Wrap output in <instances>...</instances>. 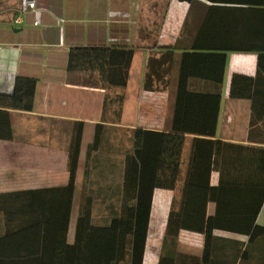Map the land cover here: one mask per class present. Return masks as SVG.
<instances>
[{
	"label": "crops",
	"instance_id": "1",
	"mask_svg": "<svg viewBox=\"0 0 264 264\" xmlns=\"http://www.w3.org/2000/svg\"><path fill=\"white\" fill-rule=\"evenodd\" d=\"M37 3V10L23 13L21 0H0V93H13L19 76L36 79L32 110L0 109V264H132L131 249L117 244L135 241L126 172L136 148L147 153L146 178L176 179L173 187L153 191L143 264H159L171 213L185 195L204 199L219 185L226 144L264 147V53H257L264 52V0ZM97 46L134 50L127 87L106 88L99 70H68L78 47ZM235 74L249 77L247 86L242 78L235 84L249 95L231 96ZM80 125L63 238L67 194L52 188L69 182ZM147 130L185 131L176 174V147L165 142L163 149V137ZM204 209L195 205L197 212ZM84 210L91 221L80 226ZM215 212L209 201L207 217ZM256 224L264 227V203ZM177 243L182 253L204 255V233L181 229ZM210 258L264 264V233L251 239L216 229Z\"/></svg>",
	"mask_w": 264,
	"mask_h": 264
},
{
	"label": "trees",
	"instance_id": "2",
	"mask_svg": "<svg viewBox=\"0 0 264 264\" xmlns=\"http://www.w3.org/2000/svg\"><path fill=\"white\" fill-rule=\"evenodd\" d=\"M257 53L261 55L264 52ZM133 56L134 50L132 48L103 46L78 47L70 56L68 70H99L106 88H125L129 82ZM262 69L264 70V67ZM241 78L244 80V86L249 80L247 76L235 74L232 79V97L237 98L241 95H249L244 94V91L239 92L235 90V84ZM35 89V78L17 77L13 93H0L1 111L8 113L11 109L32 110ZM181 91L183 90L180 88L179 93ZM123 100V95H118L115 98V101L120 106ZM253 108L255 109V102L253 103ZM178 117V115L175 116L174 122L177 121ZM175 126L177 127V122ZM176 131L179 132L169 134L165 132L146 131L153 135L156 134V137H163V149L165 148V142H172L173 146L176 147L177 162L175 164V170H173L175 174L180 167L185 137V131ZM208 133H214V130ZM253 134V130L250 131V139H255ZM82 135L83 129L80 125L75 131L72 142L69 161L70 179L68 184L52 188V190H63L67 194L66 209L62 216V220L64 221L62 227L63 238H66L68 233ZM261 135H264V132ZM260 139L262 140L264 138ZM98 143L99 129L97 130L96 140L93 146L96 147ZM226 145L227 155L222 160L224 162H221L220 165L221 176L219 185L209 187V195L207 194L204 199L200 197L197 200V194L185 195L181 201L179 211H173L171 213L159 264H224L217 263L210 258V247L214 230L221 229L233 233L246 234L250 235L251 239L264 233V227L256 224L257 215L264 203V147L232 143H227ZM128 160L129 168L126 172L128 188L126 192L129 193L127 195L128 199H131L134 203L129 214L134 215V218H136L135 241L131 244L119 242L117 246L119 249H131L132 264H143L154 188L156 186L171 188L174 186L176 179L175 177L172 180H149L146 178L144 175V167L145 165L147 166L145 161L148 159L147 153L145 154L141 148H136L135 156L129 157ZM131 188L137 189V193H134L132 190L129 191ZM209 201L216 203V212L215 215L207 217L206 209ZM196 204L203 206L205 208L204 211L197 212L195 210ZM90 217V210L82 211L79 216L80 226L86 222H90ZM181 229L199 231L205 234L203 257L178 251L177 240Z\"/></svg>",
	"mask_w": 264,
	"mask_h": 264
},
{
	"label": "built area",
	"instance_id": "3",
	"mask_svg": "<svg viewBox=\"0 0 264 264\" xmlns=\"http://www.w3.org/2000/svg\"><path fill=\"white\" fill-rule=\"evenodd\" d=\"M38 9V3L37 0H21V11L23 13L29 11V10H37ZM16 22H21L22 18L18 16L16 19ZM60 21H64V18H59ZM39 20L35 21V24H38Z\"/></svg>",
	"mask_w": 264,
	"mask_h": 264
}]
</instances>
